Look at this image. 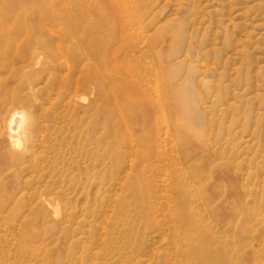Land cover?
<instances>
[{
	"label": "rangeland",
	"instance_id": "rangeland-1",
	"mask_svg": "<svg viewBox=\"0 0 264 264\" xmlns=\"http://www.w3.org/2000/svg\"><path fill=\"white\" fill-rule=\"evenodd\" d=\"M4 1L0 264H264V0Z\"/></svg>",
	"mask_w": 264,
	"mask_h": 264
},
{
	"label": "bare ground",
	"instance_id": "bare-ground-1",
	"mask_svg": "<svg viewBox=\"0 0 264 264\" xmlns=\"http://www.w3.org/2000/svg\"><path fill=\"white\" fill-rule=\"evenodd\" d=\"M32 2H33V0H31ZM30 2V0H5L4 1V7H5V9H8L7 11H6V13H7V15H10V14H12L13 12L15 13L14 14V17H13V19H14V21H15V23L18 25V24H20V17H21V20H22V9H23V4L24 3H29ZM39 2H40V0H35V5L37 4V6L39 5ZM33 5H34V3H33ZM11 8V9H10ZM20 9V10H19ZM38 9V8H37ZM37 9L35 10H33V19H34V21L36 22V23H40V20L42 19V14H43V12H41V13H37L36 11H37ZM53 9V8H52ZM44 11V10H43ZM50 14H51V12H50ZM49 18V17H48ZM47 20V19H46ZM45 20V21H46ZM49 20H51L50 18H49ZM44 23V22H43ZM46 24V23H45ZM2 25V24H1ZM0 25V26H1ZM18 31L20 30V26L18 25ZM22 28V27H21ZM22 30V29H21ZM51 30V29H50ZM5 33V32H4ZM2 36V35H1ZM9 36H8V34L7 35H5V37H4V39H2V41H4V40H9ZM0 40H1V38H0ZM45 43V42H44ZM0 46H2V44H0ZM5 47V46H4ZM11 47V46H10ZM2 48H3V46H2ZM2 48H1V50H2ZM59 49V48H58ZM12 50V49H11ZM3 51V50H2ZM1 52V51H0ZM13 54L15 53V52H12ZM1 55H2V52L0 53ZM4 54V53H3ZM30 55V54H29ZM39 56H41V55H39ZM0 58H1V56H0ZM3 59V58H2ZM5 59H6V57H5ZM4 60V59H3ZM39 60V59H38ZM37 60V61H38ZM3 63H1V65H2ZM10 65V64H9ZM79 69V68H78ZM66 71V70H65ZM49 72V71H48ZM81 72V71H80ZM155 73V72H154ZM20 74V73H19ZM2 75V74H1ZM16 75V74H15ZM66 76V75H65ZM61 78V77H60ZM58 82V81H57ZM29 85H31L30 84V82H29ZM156 90V89H155ZM10 91V90H9ZM73 91V90H72ZM5 92V91H4ZM43 92V91H42ZM3 93V92H2ZM75 93H78V92H75ZM70 94H73V92H71ZM69 94V95H70ZM45 95V94H44ZM2 96H3V94H2ZM34 96H36V95H34ZM70 97V96H69ZM51 98V97H50ZM10 99V98H9ZM66 99H68V98H66ZM79 99V98H78ZM41 100V99H40ZM53 100V99H52ZM32 102H33V100H32ZM1 104V103H0ZM38 104V103H37ZM59 104V103H58ZM57 104V105H58ZM77 104V103H76ZM11 105V104H10ZM13 105V104H12ZM39 106V105H38ZM60 106V105H59ZM26 107V106H25ZM37 107V106H36ZM43 107V106H42ZM66 107V106H65ZM0 109H2V108H0ZM14 109V108H13ZM37 109V108H36ZM35 109V110H36ZM38 109H39V107H38ZM45 109V108H44ZM43 109V110H44ZM50 109V108H49ZM17 110V109H16ZM35 110H33V111H35ZM42 110V111H43ZM71 110V109H70ZM58 111V110H57ZM5 112V114L2 116L1 114L2 113H4ZM2 113L0 112V119H2V121L3 120H6V122L7 123H5V126H4V128H5V131H6V134H7V137L9 138V140L11 141V143H13L14 145H18L21 141H20V139H19V134H20V130L22 129V127H21V121H22V118H23V114L21 113V112H19V111H14V110H12V109H7V110H4V111H2ZM32 113V112H31ZM43 113V112H42ZM32 115H33V113H32ZM40 115V114H39ZM38 115V116H39ZM47 115V114H46ZM56 115V114H55ZM72 115V114H71ZM53 116V115H52ZM70 116V115H69ZM68 116V117H69ZM33 117H36V115L35 116H33ZM40 118H42V116L40 117ZM36 119H38V118H36ZM42 120V119H41ZM67 120V119H66ZM37 121V120H36ZM39 121V120H38ZM40 122V121H39ZM43 122V121H42ZM74 122H75V120H74ZM44 123V122H43ZM78 123V122H77ZM3 124V123H2ZM41 124V123H40ZM56 125H57V123H55ZM49 125V124H48ZM37 126V125H36ZM53 126V125H52ZM58 126V125H57ZM67 127V125H66V123H65V125H64V127ZM71 126V125H70ZM77 127V126H76ZM39 128V127H38ZM44 128V127H43ZM42 128V129H43ZM50 128V127H49ZM41 129V128H40ZM61 129V128H60ZM167 129V128H166ZM72 130V129H71ZM52 131V130H51ZM50 131V132H51ZM79 131V130H78ZM25 132V131H24ZM23 132V133H24ZM38 132V131H37ZM46 132V131H45ZM48 132V131H47ZM12 133H15V135H12ZM43 133H44V131H43ZM73 133V132H72ZM81 133H83L82 131H81ZM38 134V133H37ZM53 134V133H52ZM61 134V133H60ZM79 134H80V132H79ZM37 136V135H36ZM53 136V135H52ZM157 136V135H156ZM55 137V136H54ZM64 137V136H63ZM78 137H79V135H78ZM40 139V138H39ZM50 139V138H49ZM48 139V140H49ZM74 140V139H73ZM79 140V139H78ZM165 140V139H164ZM87 141V140H86ZM36 142V141H35ZM46 143H47V141H46ZM62 143H63V141H62ZM38 144V143H37ZM42 145V144H41ZM56 145V144H55ZM67 145V144H66ZM80 145V144H79ZM20 146V145H19ZM39 146V145H38ZM48 146V145H47ZM52 146V145H51ZM71 146H72V144H71ZM75 146V145H74ZM42 147V146H41ZM65 147V146H64ZM79 147V146H78ZM87 147V146H86ZM70 148V147H69ZM30 149V148H29ZM28 149V150H29ZM52 149V148H51ZM50 149V150H51ZM30 150H32V149H30ZM70 150H72V149H70ZM90 150V149H89ZM23 151V150H22ZM68 151V150H67ZM40 152V151H39ZM51 152V151H50ZM29 153V152H28ZM60 155V154H59ZM52 156V155H51ZM74 156V155H73ZM71 157V156H70ZM50 158H48V160H49ZM53 160V159H52ZM78 160V159H77ZM72 161V160H71ZM38 163V162H37ZM59 163V162H58ZM65 163V162H64ZM26 164V163H25ZM34 164V163H33ZM27 165V164H26ZM35 165V164H34ZM14 166V165H13ZM36 167H37V165H35ZM60 166V165H59ZM73 166V165H72ZM28 165H27V167H26V169L28 170ZM35 167V168H36ZM31 168V167H30ZM57 169V168H56ZM34 170V169H33ZM32 170V171H33ZM37 170H38V168H37ZM23 171V170H22ZM24 172H27V171H25L24 170ZM54 172V171H53ZM31 173H33V172H31ZM30 173V174H31ZM45 173V172H44ZM3 174V173H2ZM27 174V173H26ZM46 174V173H45ZM22 175V174H21ZM24 176V175H23ZM25 177V176H24ZM33 177V176H32ZM36 178V177H35ZM46 180V179H45ZM44 180V181H45ZM29 181V180H28ZM49 181V180H48ZM53 181V180H52ZM2 184V183H1ZM32 184V183H31ZM48 184V183H47ZM50 184V183H49ZM22 185V184H21ZM24 185V184H23ZM43 186H45V185H43ZM68 186H71V185H68ZM21 187V186H20ZM50 187V186H49ZM22 188V187H21ZM55 190V189H54ZM236 190H237V188L234 190L235 192H236ZM67 191V190H66ZM65 191V192H66ZM52 192V191H51ZM60 192V191H59ZM64 192V193H65ZM54 193V192H53ZM56 193H57V191H56ZM44 195V194H43ZM48 195V194H47ZM50 195H52V193H50ZM236 195V194H235ZM244 195V194H243ZM41 196H42V194H41ZM56 196H57V194H56ZM231 195H229V197H230ZM233 196V195H232ZM49 197V196H48ZM55 197V196H54ZM56 198V197H55ZM57 198H58V196H57ZM56 198V199H57ZM59 199V198H58ZM232 200V199H231ZM230 200V201H231ZM234 201H235V204H234V208L235 209H238V208H241L242 209V206H243V211H245V213L244 214H246L247 213V202L246 201H244V202H242V198H240V197H234ZM40 202H41V200H40ZM45 203V202H44ZM47 203V202H46ZM228 203H230V202H228L227 201V207H228ZM242 205V206H241ZM50 206V205H49ZM221 206V205H220ZM219 206V207H220ZM192 209V208H191ZM219 209V208H218ZM232 209V208H231ZM240 209V210H241ZM249 209V208H248ZM189 210V209H188ZM226 210V209H225ZM222 211V210H221ZM234 211V210H233ZM189 212V211H188ZM227 212H230V210L228 211L227 210ZM232 212V211H231ZM257 212V211H256ZM190 213H192V212H190ZM219 213V212H218ZM255 213V212H254ZM259 213H260V211H259ZM189 214V213H188ZM193 214V213H192ZM222 214V213H221ZM225 214V213H224ZM223 215V214H222ZM228 215V214H227ZM192 216V215H191ZM224 216V215H223ZM236 215L233 213V215L231 216V218H234ZM258 216V215H257ZM225 217V216H224ZM223 217V218H224ZM227 217V216H226ZM226 219V218H225ZM222 220V219H221ZM231 220H234V219H231ZM238 220V219H237ZM234 221H236V220H234ZM239 221V220H238ZM236 223V222H235ZM201 224V223H200ZM199 224V222H195V225H196V227L197 226H199L200 225ZM231 224V223H230ZM194 225V226H195ZM202 225V224H201ZM229 225V224H228ZM234 225V224H233ZM203 226V225H202ZM237 226V225H236ZM224 227V226H223ZM229 227H230V225H229ZM234 227H235V225H234ZM203 228H204V226H203ZM232 229H234L233 227H232ZM231 229V230H232ZM204 230V229H203ZM205 230H206V228H205ZM204 230V231H205ZM249 230V229H248ZM214 231V230H213ZM189 232V231H188ZM206 232V231H205ZM207 232H209V231H207ZM247 232V231H246ZM249 232V231H248ZM247 232V233H248ZM189 233H191V232H189ZM188 233V234H189ZM202 233H203V231H202ZM210 233H212V232H210ZM214 233V232H213ZM210 235V234H209ZM208 235V236H209ZM214 235H216V234H213V236ZM192 236V235H191ZM202 236H203V234H202ZM212 236V237H213ZM216 237H218V236H216ZM215 237V238H216ZM204 238H201V239H198V240H200L201 241V243H199L198 241H194L193 242V244L191 243V246H190V248L187 250V252H186V254H187V256L185 257V258H187L188 256H191V254H192V252H193V250H194V252H193V254H192V256L194 255V257L193 258H195L196 257V259H198V261H197V264H219V263H217L218 261V255H217V252H216V250H217V247H218V241L219 240H214V241H212V243H209L210 242V240H208V238L207 239H205V240H203ZM219 239V238H218ZM203 241V242H202ZM220 243V242H219ZM220 245H222V244H220ZM220 247V246H219ZM219 249V248H218ZM237 250V249H236ZM247 250V249H246ZM247 253V256H245V258H244V260L245 259H249V253H248V250L246 251ZM185 254V255H186ZM221 254H222V252H221ZM227 254V253H226ZM220 255V254H219ZM180 257V256H179ZM178 257V258H179ZM232 257V256H231ZM192 258V257H191ZM190 259V258H189ZM189 259H186V261L187 260H189ZM191 261H190V263L191 262H193L192 261V259H190ZM225 260H227V259H225ZM232 260H234V259H232ZM236 260V259H235ZM235 260H234V262H235ZM189 262V261H188ZM188 262H187V264H188ZM196 262V261H195ZM246 262V261H245ZM244 262V263H245ZM195 264V263H194ZM224 264V263H223ZM239 264V263H238ZM245 264H248L247 262L245 263Z\"/></svg>",
	"mask_w": 264,
	"mask_h": 264
}]
</instances>
